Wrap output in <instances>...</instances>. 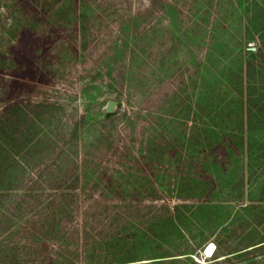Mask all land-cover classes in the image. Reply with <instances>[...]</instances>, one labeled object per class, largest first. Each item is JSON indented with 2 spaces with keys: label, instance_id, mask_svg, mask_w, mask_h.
<instances>
[{
  "label": "rangeland",
  "instance_id": "rangeland-1",
  "mask_svg": "<svg viewBox=\"0 0 264 264\" xmlns=\"http://www.w3.org/2000/svg\"><path fill=\"white\" fill-rule=\"evenodd\" d=\"M147 1L0 0V114L17 103L44 112L37 123L48 132L49 163L79 151L81 193L99 192L106 219L118 213L95 252L99 264H183L188 254L207 264L216 239L244 240L239 208L264 195V176L250 179L239 144L234 152L211 144L225 112L198 108L193 56L207 48L195 37L215 16H236L238 0H162L165 9L144 14ZM18 127L21 139L37 128ZM36 134L26 138L36 143ZM187 242L199 245L182 253ZM248 256L239 264H256Z\"/></svg>",
  "mask_w": 264,
  "mask_h": 264
},
{
  "label": "trees",
  "instance_id": "trees-1",
  "mask_svg": "<svg viewBox=\"0 0 264 264\" xmlns=\"http://www.w3.org/2000/svg\"><path fill=\"white\" fill-rule=\"evenodd\" d=\"M159 5L164 7L162 0H148L142 13L161 12ZM230 6L238 12L236 16H215L195 37L197 48L202 45L207 48L202 58L193 56L197 74H200L197 99L198 96L203 99L198 101V108L204 104L207 113L214 114L215 118L225 112L221 117H226V127L216 122L212 124L217 128L214 132L223 134L211 144L216 146L226 141L231 152L239 144L247 157L250 179L254 177L259 181L264 176V0H238ZM217 10H222V4ZM237 35L239 40L231 43ZM205 65L209 72L207 77L201 69ZM40 105L38 103L37 107ZM127 108L124 113L131 111ZM37 112L17 103L0 114V264H99L95 252L102 249L107 227L110 237L114 235L117 224L113 225L112 221L118 213L113 219L111 215L106 219L97 207L99 192L81 193L77 149L74 150L75 160L70 158L74 154L70 152L59 163L47 161L48 132L37 123L42 122L45 115L43 112L37 117L34 114ZM112 112L114 118L120 116ZM21 122L31 129L37 127L34 132L26 133V137H34L36 132V143L25 135L21 139L18 127ZM36 148L39 160L30 150ZM263 180L257 183L262 185ZM239 209L245 211L247 223L242 224L247 226L241 230L248 228L242 235L246 240L233 243L216 239L215 252L207 264H223L220 260L239 264L249 258L248 255H252L253 263L264 264V195L259 199L250 198ZM235 214L233 219L236 220ZM123 218L127 220L126 215ZM259 224L262 230L257 238ZM238 228L240 226L234 231ZM252 237L255 239L251 240ZM69 240L74 242L69 243ZM198 245L199 242H187L182 253H191ZM222 246L231 249L223 253ZM224 254L225 257L218 259ZM185 258L183 264H198L191 254ZM169 259L179 261L180 257ZM163 260L153 262L161 264Z\"/></svg>",
  "mask_w": 264,
  "mask_h": 264
},
{
  "label": "bare ground",
  "instance_id": "bare-ground-1",
  "mask_svg": "<svg viewBox=\"0 0 264 264\" xmlns=\"http://www.w3.org/2000/svg\"><path fill=\"white\" fill-rule=\"evenodd\" d=\"M215 243H211L207 248L205 247L204 255L205 256H211L213 254V249H214ZM213 251V252H212Z\"/></svg>",
  "mask_w": 264,
  "mask_h": 264
},
{
  "label": "water",
  "instance_id": "water-1",
  "mask_svg": "<svg viewBox=\"0 0 264 264\" xmlns=\"http://www.w3.org/2000/svg\"><path fill=\"white\" fill-rule=\"evenodd\" d=\"M110 106H112V102L110 103ZM215 248H216V244H215V246H214V249H213V251L215 250ZM213 251H212V252H213Z\"/></svg>",
  "mask_w": 264,
  "mask_h": 264
}]
</instances>
